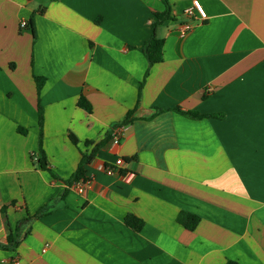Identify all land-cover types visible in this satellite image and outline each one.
Here are the masks:
<instances>
[{"label": "crops", "instance_id": "1", "mask_svg": "<svg viewBox=\"0 0 264 264\" xmlns=\"http://www.w3.org/2000/svg\"><path fill=\"white\" fill-rule=\"evenodd\" d=\"M168 1L178 18L157 29L163 61L149 69L143 46L162 0H0V243L104 143L85 167L91 187L68 188L0 264H264V0ZM194 1L206 20L186 15ZM35 76L46 79L42 146L58 179L38 165ZM119 158L123 176L107 175ZM183 212L200 218L194 231Z\"/></svg>", "mask_w": 264, "mask_h": 264}, {"label": "trees", "instance_id": "2", "mask_svg": "<svg viewBox=\"0 0 264 264\" xmlns=\"http://www.w3.org/2000/svg\"><path fill=\"white\" fill-rule=\"evenodd\" d=\"M166 10L163 13H155L154 14V21L152 23V35L151 37L144 43L143 52L144 55L149 63V69L156 64H159L163 61V45L164 41L157 37V29L165 24L169 20H177L178 17L172 15V8L168 0H162ZM43 14V11H39L33 14L30 18V27L33 32L34 40H36V31H35V19L37 15ZM99 23V21H97ZM148 73L146 74L147 77ZM35 83L37 85V94H38V112H39V126H40V136H39V155H38V165L39 168L49 172L53 178L58 179L57 175L54 173L46 155L43 150L42 146V139H43V126H44V109L40 103V94L42 88L45 84L46 79L42 77H34ZM145 81L141 84L140 93L142 88L144 87ZM206 97V96H205ZM78 106L87 112H91V105L86 99L84 95H81L78 101ZM175 112L182 114L184 116H188L192 119H202V118H216L219 117L218 115H199L196 112H187L183 111L181 108L174 109ZM134 112L128 113L126 118L120 123L118 127H126L128 126L133 120ZM117 128V127H116ZM70 140L74 145H78V140L74 135H70ZM87 145L93 144L90 142L86 143ZM104 146V143H99L94 146L92 151L88 154H83V158L78 166L76 172L72 175L69 180H66L65 183L67 185V189L65 190L64 194L61 198L51 202L41 208L34 216H28L26 219L20 221L13 231L9 226H7L8 230V237L7 242L5 244L0 243V250L5 252H15L16 249L21 244L22 240L28 234L29 228L31 224L40 219L43 216H46L54 210V205L57 201H61L65 198L68 188H71L75 182H78L86 175L85 167L96 157L98 151ZM3 213L6 212V207L2 209ZM125 222L128 227H130L135 232H140L143 229L144 222L133 215H128L125 218ZM178 222L187 230L194 231L200 222V218L183 212L178 217ZM226 264H238L235 261L228 260Z\"/></svg>", "mask_w": 264, "mask_h": 264}, {"label": "built area", "instance_id": "3", "mask_svg": "<svg viewBox=\"0 0 264 264\" xmlns=\"http://www.w3.org/2000/svg\"><path fill=\"white\" fill-rule=\"evenodd\" d=\"M198 14L200 19L202 21L206 20L207 15L206 12L204 11L202 5L200 4L199 1H194L193 2V6L186 12V15L189 17L194 16V14ZM21 28L24 29L27 27V22L23 21L21 23ZM190 29L189 25H184L182 27V34H186V32H188ZM122 128H117L114 130L113 132V143L116 145H119L121 140H122ZM124 160L122 158H119L116 163L115 166H108V167H102V170L105 171V173L109 176H113V175H122V168L124 166ZM123 176V175H122ZM93 183V179L90 177H84L81 180H79L78 182H75L73 184V188L80 194L85 193L92 185ZM47 247L44 248L43 252H46ZM1 264H21L20 260L18 257H13L10 260H3L1 261Z\"/></svg>", "mask_w": 264, "mask_h": 264}]
</instances>
